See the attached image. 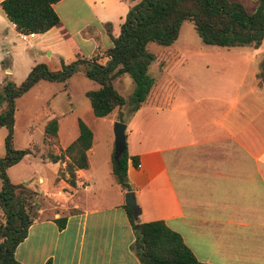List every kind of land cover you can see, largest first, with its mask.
Instances as JSON below:
<instances>
[{"label":"crops","instance_id":"0c3cea01","mask_svg":"<svg viewBox=\"0 0 264 264\" xmlns=\"http://www.w3.org/2000/svg\"><path fill=\"white\" fill-rule=\"evenodd\" d=\"M137 1H57L53 8L59 23L44 33L26 35L35 38V44L53 41V48L33 65L42 62L56 71L61 61L68 63L76 56H97L104 62L112 37L118 36L129 7ZM0 11V46L5 48L22 33L1 7ZM236 49L201 51L197 56L206 69L213 64L212 77L201 70L202 81L160 85L154 81L125 122L127 152L138 160L137 167L131 158L127 163L137 219L163 220L181 235L198 261L208 264H264V84L259 86L256 77L264 45L262 41L258 48ZM155 55L152 63L160 72L161 55ZM226 57L228 66L217 70L219 60ZM8 71L1 75L2 84L11 80ZM117 113L114 109L101 118L111 123ZM113 146L112 138L100 142L93 133L88 167L76 170L74 187L64 178L56 180L67 157L58 162L42 159L53 165V179L51 185L42 186L45 181L39 177L43 183L35 189L53 201V208L46 217L30 221L14 251L18 262L141 264L123 207L126 191L111 174ZM61 149L56 147L55 152ZM63 216L65 224L59 227L55 219Z\"/></svg>","mask_w":264,"mask_h":264},{"label":"trees","instance_id":"16d2710c","mask_svg":"<svg viewBox=\"0 0 264 264\" xmlns=\"http://www.w3.org/2000/svg\"><path fill=\"white\" fill-rule=\"evenodd\" d=\"M57 1L2 0L0 7L20 33L31 35L44 33L59 23V16L53 8ZM185 20L193 23L204 44L258 48L264 38V0H257L251 10H247L239 0H138L129 7L118 36L112 37L113 46L106 50L104 62H99L97 56L89 59L76 56L71 62L61 61V69L56 71L39 62L31 67L19 85L12 80L0 85V127L9 129L5 138L6 153L0 158V207L4 214V221L0 222V264H21L15 259L14 251L26 236L33 219L32 200L23 192H15V186L5 173L6 167L32 152L31 149L18 150L12 146L14 98L41 79L62 81L81 69L86 77L98 85L85 93L93 114L103 117L118 109L116 119L125 123L141 106L154 82L149 68L156 55L147 49V45L151 42L161 46L171 45ZM260 66L256 77L258 85L263 86L264 61ZM123 75H129L134 84L128 102L113 85V80ZM124 106L126 109H122ZM78 129L76 139L60 152L47 148L42 154V159L50 162L63 161L66 157L69 159L59 170L56 180L64 178L71 187L76 185V170L88 167L87 151L93 141L92 130L81 120L78 121ZM57 130V118H50L44 125L43 143L48 146L57 144ZM34 149L38 151V145ZM129 158L137 167V156H129L126 144L118 152L113 146L111 174L124 191L131 190L127 178ZM123 207L134 233L133 249L141 264H208L198 261L181 235L163 220L140 222L138 213L126 204ZM65 221L64 216L55 219L59 227H63Z\"/></svg>","mask_w":264,"mask_h":264},{"label":"rangeland","instance_id":"374dc122","mask_svg":"<svg viewBox=\"0 0 264 264\" xmlns=\"http://www.w3.org/2000/svg\"><path fill=\"white\" fill-rule=\"evenodd\" d=\"M239 1L244 4L247 10L253 9L257 2V0ZM0 12L2 13V11ZM36 42L37 40L35 38L26 36L25 39L20 37L14 44H7L5 48L0 46L1 86V75L6 68H9L10 71L8 72L12 74L10 79L19 85L25 80L35 61L38 62L42 55H46L53 48L52 40H45L44 43L39 42L40 44H35ZM46 44H50L51 46L45 49L39 46ZM147 49L155 54L161 55L158 61L161 66L160 72H158L159 67L157 63H152L149 68V75L157 85L172 80L178 84H183L188 81L189 83L202 81L204 79L201 77V70H203L206 77L209 74L212 77L213 72L211 66L213 64L211 65L209 63L210 68L206 69L205 64H203V58H198L197 55L205 50H238L236 47L228 48L204 44L195 31L193 23L189 20L182 22L178 37L171 45L161 46L151 42L147 45ZM217 59L216 57V61ZM225 60H219L216 66L217 70H225L226 67L223 68L222 66L227 65L226 63L229 62V58L226 57ZM113 84L115 89L128 102L134 88L131 77L124 75L121 81L118 83L114 82ZM95 87L97 85L79 69L62 81L40 80L14 98L11 143L14 149H31L32 152L29 156H26L27 154L24 155L17 163L6 167L5 173L9 181L15 186V192H23L26 197L32 200L34 205L31 208L32 218L46 217L49 212L48 210L53 208V201L43 197L35 189L36 185L43 183V180H39V177L44 178L45 183L42 186H46L47 184L51 185L53 179V165L42 161V154L47 148H52L55 152L56 147L65 148L75 140L79 134V120L84 122L92 130L97 141L102 142L109 137L114 141L113 125L115 121L110 123L106 119L96 117L92 113L89 99L85 95L87 90ZM123 109H126V106ZM54 117L57 118L59 125L58 143L48 146L43 143V129L45 123ZM8 134L9 129L6 126H1L0 158L4 157L6 153L5 138ZM35 145H38V151H35ZM26 208H29V206L26 205ZM3 221L4 214L0 207V222Z\"/></svg>","mask_w":264,"mask_h":264},{"label":"water","instance_id":"95a60500","mask_svg":"<svg viewBox=\"0 0 264 264\" xmlns=\"http://www.w3.org/2000/svg\"><path fill=\"white\" fill-rule=\"evenodd\" d=\"M125 128L126 124L124 122L116 120L113 125V133H114V145L115 152L118 150H122L125 144ZM125 204L130 207L136 214L139 212L138 205L133 196V192L131 190L126 191L124 193Z\"/></svg>","mask_w":264,"mask_h":264},{"label":"built area","instance_id":"2783aa9c","mask_svg":"<svg viewBox=\"0 0 264 264\" xmlns=\"http://www.w3.org/2000/svg\"><path fill=\"white\" fill-rule=\"evenodd\" d=\"M21 38H22V39H25V38H26V35L22 34V35H21Z\"/></svg>","mask_w":264,"mask_h":264}]
</instances>
